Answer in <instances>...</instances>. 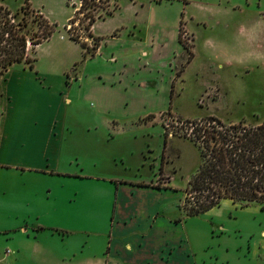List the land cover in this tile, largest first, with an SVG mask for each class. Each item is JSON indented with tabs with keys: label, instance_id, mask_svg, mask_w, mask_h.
I'll list each match as a JSON object with an SVG mask.
<instances>
[{
	"label": "rangeland",
	"instance_id": "1",
	"mask_svg": "<svg viewBox=\"0 0 264 264\" xmlns=\"http://www.w3.org/2000/svg\"><path fill=\"white\" fill-rule=\"evenodd\" d=\"M29 1L25 12L27 0H0L29 38L41 35L38 10L54 31L41 44L28 40L27 55L38 57L33 68L16 61L0 66V78L10 68L26 71L19 70L42 97L37 72L59 73L55 81H69L63 93L71 101L57 114V133L26 156L28 168L0 163V264H103L98 257L114 235L107 194L115 192L105 177L158 173L155 183L174 187L171 215L183 239L149 264H264L262 204L225 197L197 214L182 209L202 158L179 120L214 114L264 122V0H90L83 10L81 0ZM70 33L90 46L86 57ZM1 35L0 59L9 51L8 34ZM97 35L108 39L104 53L120 54L117 61L96 54ZM1 98L0 85V116Z\"/></svg>",
	"mask_w": 264,
	"mask_h": 264
},
{
	"label": "crops",
	"instance_id": "2",
	"mask_svg": "<svg viewBox=\"0 0 264 264\" xmlns=\"http://www.w3.org/2000/svg\"><path fill=\"white\" fill-rule=\"evenodd\" d=\"M112 36H110L112 40L117 39L116 34ZM107 40L103 36L96 54L100 51L103 59L117 61L120 54L116 51L103 52L104 42ZM139 48L134 47L136 51ZM143 52L147 53V50L144 49ZM19 70L23 71L10 68L3 76V81L0 78L4 96L1 98L4 99V108L0 116V163L2 166H5L3 165L5 163L10 164V167L21 164L28 168L30 165L27 164L29 161L26 156H34L30 154V151L35 149L33 146L39 143L45 135L48 137L57 133L56 127L59 122L57 114H60L67 101H71V97L63 93V87L69 81H55L57 76H62L59 73L36 71V79H39L38 83L41 85L40 90H43L41 97L38 90L32 89L33 86L25 81L26 78ZM98 76L102 78L101 73ZM76 79L83 84L84 75L78 74ZM142 83L147 84V81L142 80ZM55 90L59 91L57 97ZM50 123L53 127L46 130ZM73 172L75 176H81L80 173H76L78 171ZM64 173L71 174L69 171H64ZM160 175L161 173L156 176L139 174L105 177L111 179L115 186V192L112 190L107 194L108 208L110 206L111 209L114 201L111 230L114 235L110 237L105 254L98 257L99 262L103 264H149L153 260L158 261L156 257L164 258L158 255L166 253V249L168 251L171 249L170 252H173L176 244L182 241L183 230L180 229L181 223L176 219L177 213L174 216L171 215L174 211V204H171V189L174 187L171 185L158 186L155 180ZM108 208L107 211L110 210ZM39 228L41 230L44 227Z\"/></svg>",
	"mask_w": 264,
	"mask_h": 264
},
{
	"label": "trees",
	"instance_id": "3",
	"mask_svg": "<svg viewBox=\"0 0 264 264\" xmlns=\"http://www.w3.org/2000/svg\"><path fill=\"white\" fill-rule=\"evenodd\" d=\"M29 2L27 0L21 6L22 11L30 10ZM89 3L90 0H83L81 9L87 8ZM107 13L112 14L113 11L107 9ZM15 15L9 7L0 2V16H3V24H0L1 36L5 38L7 33L6 42L9 44V48H6L9 49L6 51V56L0 59L2 71L7 70L8 66L16 61H25L33 68L38 57L34 56L30 59L27 55L28 40L31 39L34 44H41L54 31L50 19L38 10L41 35L34 34L35 37L29 38L21 31L25 23L16 22L13 19ZM74 17L73 15L70 19L74 20ZM96 19L92 14L87 27L91 28ZM182 31L181 23L179 37L188 48V43L182 38ZM71 37L81 41L73 34ZM94 37L98 43L102 38L99 35ZM81 42L86 48L84 51L86 57L91 49L86 41ZM189 51L190 59L194 53L190 48ZM180 73L181 71L178 74ZM179 120L182 122L184 135L198 145L202 158L185 188L181 204L183 209L188 214H197L218 205L225 197L242 205L258 202L264 206V122L252 124L246 120L225 121L214 114L194 119L181 117Z\"/></svg>",
	"mask_w": 264,
	"mask_h": 264
},
{
	"label": "built area",
	"instance_id": "4",
	"mask_svg": "<svg viewBox=\"0 0 264 264\" xmlns=\"http://www.w3.org/2000/svg\"><path fill=\"white\" fill-rule=\"evenodd\" d=\"M83 0H81V4H82ZM71 34V33H70ZM72 35V34H71Z\"/></svg>",
	"mask_w": 264,
	"mask_h": 264
}]
</instances>
